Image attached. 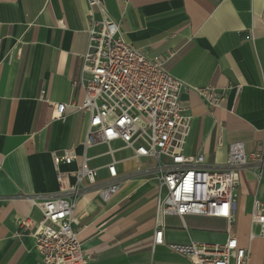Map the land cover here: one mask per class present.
<instances>
[{"label":"crops","instance_id":"crops-1","mask_svg":"<svg viewBox=\"0 0 264 264\" xmlns=\"http://www.w3.org/2000/svg\"><path fill=\"white\" fill-rule=\"evenodd\" d=\"M104 4L126 41L150 58H166L171 75L183 81L179 99L191 115L184 153H201L205 163L222 165L229 144H243L248 165L239 172L233 230L238 245L250 249L249 263L264 264V236L250 220L253 201L264 203V166L257 175L248 157L264 140V0ZM88 14L87 0H0V264H44L31 228L19 223L41 219L40 208L28 197L57 191L53 153L60 155L72 145L77 159L58 163L68 183L75 181L82 161L98 169V181L107 179L112 158L122 181L107 201L92 188L76 200L72 225L86 264H191L167 245L224 243L225 220L168 215L164 244L154 245L153 160L134 156L121 140L84 149L86 112L68 106L63 119L52 118L47 100L79 104L83 99V90L71 83L88 77L81 75ZM205 86L223 96L219 106L202 101L195 88Z\"/></svg>","mask_w":264,"mask_h":264},{"label":"built area","instance_id":"built-area-1","mask_svg":"<svg viewBox=\"0 0 264 264\" xmlns=\"http://www.w3.org/2000/svg\"><path fill=\"white\" fill-rule=\"evenodd\" d=\"M87 5L89 38L82 55L81 75L88 74V77L81 76L71 83L72 88H81L84 96L79 104L47 100L53 108L52 118L63 119L68 106L86 112L89 119L82 142L84 149L121 140L134 156L153 160L150 170L156 179L154 245L164 244V219L168 215L182 220L185 215L218 217L226 222L224 243L190 241L167 246L187 256L191 264H250V249L238 245L233 230L239 172L248 165L243 144L230 143L222 165L205 163L201 153L185 154L191 115L179 99L183 81L171 75L166 58H150L121 36L119 22L108 16L104 0H87ZM96 12L100 14L99 19L95 17ZM234 88L239 93L240 85ZM195 90L209 107L219 106L223 99L212 86ZM112 153L108 148V154ZM248 157L260 175L264 166V140L260 149ZM76 159L73 145L63 149L60 155L53 153L58 189L49 194L30 195L28 200L40 208L42 217L36 223H19L31 228L35 249L44 264L87 263L72 225L76 200L84 190L92 188L107 201L122 184L113 158L106 164L107 179L98 181V169L87 167L82 161L74 173L75 181L68 183L65 174L58 171V163ZM250 220L259 225L264 236V203L253 201Z\"/></svg>","mask_w":264,"mask_h":264}]
</instances>
